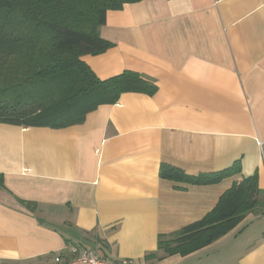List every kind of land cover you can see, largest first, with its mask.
<instances>
[{"label": "crops", "instance_id": "crops-1", "mask_svg": "<svg viewBox=\"0 0 264 264\" xmlns=\"http://www.w3.org/2000/svg\"><path fill=\"white\" fill-rule=\"evenodd\" d=\"M99 33L113 46L83 58L99 79L132 71L157 90L63 129L0 124V264H55L71 245L134 264H264V208L200 251L146 259L235 183L257 176L264 192V0H144ZM163 165L240 172L196 185Z\"/></svg>", "mask_w": 264, "mask_h": 264}, {"label": "trees", "instance_id": "trees-1", "mask_svg": "<svg viewBox=\"0 0 264 264\" xmlns=\"http://www.w3.org/2000/svg\"><path fill=\"white\" fill-rule=\"evenodd\" d=\"M144 0H0V124L63 129L83 124L103 105L124 93L153 95L157 88L144 76L126 71L101 80L84 62L113 45L99 29L107 13ZM240 172L186 175L163 165L162 178L196 185L220 183ZM0 190H7L0 173ZM264 208L258 177L235 183L203 219L171 235H160L148 261L187 256L225 237L248 215ZM6 264V263H5Z\"/></svg>", "mask_w": 264, "mask_h": 264}, {"label": "built area", "instance_id": "built-area-1", "mask_svg": "<svg viewBox=\"0 0 264 264\" xmlns=\"http://www.w3.org/2000/svg\"><path fill=\"white\" fill-rule=\"evenodd\" d=\"M55 264H134L132 259L113 261L99 255L98 250L71 245L66 253L55 258Z\"/></svg>", "mask_w": 264, "mask_h": 264}]
</instances>
